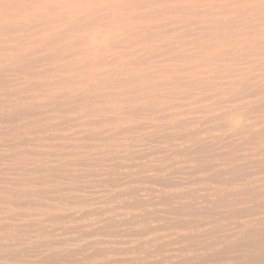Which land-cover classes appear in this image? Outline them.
I'll list each match as a JSON object with an SVG mask.
<instances>
[{"label":"rangeland","instance_id":"374dc122","mask_svg":"<svg viewBox=\"0 0 264 264\" xmlns=\"http://www.w3.org/2000/svg\"><path fill=\"white\" fill-rule=\"evenodd\" d=\"M0 183V264H264V0H0Z\"/></svg>","mask_w":264,"mask_h":264},{"label":"bare ground","instance_id":"6f19581e","mask_svg":"<svg viewBox=\"0 0 264 264\" xmlns=\"http://www.w3.org/2000/svg\"><path fill=\"white\" fill-rule=\"evenodd\" d=\"M44 43V42H43ZM59 43V42H58ZM70 43V42H69ZM64 44V43H63ZM200 45V44H199ZM34 48V47H33ZM41 48V47H40ZM69 52V51H68ZM46 53V52H45ZM42 54V53H41ZM65 54V53H64ZM194 55V54H193ZM25 56V55H24ZM59 59V58H58ZM30 63V62H29ZM55 70V69H54ZM74 70V69H73ZM76 73V72H75ZM35 76V75H34ZM103 83V82H102ZM26 85V84H25ZM155 86V85H154ZM62 91V90H61ZM20 109V108H19ZM34 110V109H33ZM71 110V109H70ZM200 110V109H199ZM80 112V111H79ZM162 116V115H161ZM75 117V116H74ZM99 118V117H98ZM97 119V118H96ZM94 120V119H93ZM80 122V121H79ZM67 124V123H66ZM159 124V123H158ZM61 126V125H60ZM75 128V127H74ZM71 129V128H70ZM75 130V129H74ZM60 133V132H59ZM73 132H71V134H72ZM116 133V132H115ZM154 134V133H153ZM49 135V134H48ZM99 138V137H98ZM145 140H146V138H145ZM66 141V140H65ZM64 141V142H65ZM60 142V141H59ZM78 142V141H77ZM58 143V142H57ZM100 143V142H99ZM82 144V143H81ZM74 145V144H73ZM91 145V144H90ZM100 145V144H99ZM18 146V145H17ZM19 147V146H18ZM37 147V146H36ZM73 148V147H72ZM117 149V148H116ZM78 150V149H77ZM59 151V150H58ZM84 151V150H83ZM77 152V151H76ZM40 153V152H39ZM164 153V152H163ZM43 156V155H42ZM46 158H47V156H45ZM90 157V156H89ZM77 159V158H76ZM15 160V159H14ZM153 163V162H152ZM30 166V165H29ZM30 168V167H29ZM164 168V167H163ZM48 177V176H47ZM69 179V178H68ZM68 182H69V180H68ZM152 183V182H151ZM1 184V183H0ZM65 186V185H64ZM69 186V185H68ZM50 192V191H49ZM59 195V194H58ZM69 196V195H68ZM106 197V196H105ZM41 200V199H40ZM58 202V201H57ZM49 203V202H48ZM89 206V205H88ZM54 209V208H53ZM39 216V215H38ZM75 216V215H74ZM35 217V216H34ZM44 217V216H43ZM42 217V218H43ZM22 218V217H21ZM105 219V218H104ZM6 222V221H5ZM11 222V221H10ZM64 223V222H63ZM46 224H47V222H46ZM25 227V226H24ZM15 231V230H14ZM35 232V231H34ZM118 232V231H117ZM8 235V234H7ZM36 239H37V237H36ZM35 239V240H36ZM101 244V243H100ZM29 245V244H28ZM119 245V244H118ZM6 249V248H5ZM22 254V253H21Z\"/></svg>","mask_w":264,"mask_h":264}]
</instances>
